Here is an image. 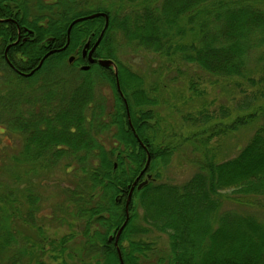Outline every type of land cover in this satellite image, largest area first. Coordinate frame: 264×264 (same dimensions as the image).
<instances>
[{"label":"trees","instance_id":"trees-1","mask_svg":"<svg viewBox=\"0 0 264 264\" xmlns=\"http://www.w3.org/2000/svg\"><path fill=\"white\" fill-rule=\"evenodd\" d=\"M87 3L0 0V17H15L32 30L30 40L7 52L23 71L65 44L73 19L106 13L108 24L95 56L115 62L123 94L116 90L113 69L92 65L81 70L79 52L72 63L66 59L87 37L97 39L104 17L74 23L66 48L47 56L28 77L5 60L9 29L0 24V134L21 141L16 155H0V264H47V245L64 254L69 236L48 241L35 225L40 217L59 223L70 217L78 223L79 264H120L113 240L107 238L125 219L129 185L143 169L147 153L149 163L138 180L146 174L151 178L134 188L118 239L124 264H154L150 254L156 255L157 264H264V220L259 217L264 208V0H112L76 11ZM124 45L153 55L159 74L167 63L185 76L190 93L182 95L188 102L185 109L183 103H173L179 89L165 93L167 85L158 77L149 84L143 73L120 62L117 51ZM67 67L80 75L77 82H67ZM93 73L108 82L109 102L102 92L96 94ZM195 74L208 76L212 84L233 86L240 94L230 121H222L230 111L221 106L220 121L206 126L215 117L205 105L192 106L203 94ZM161 106L171 107L179 123L186 124L185 136L177 131L182 125L165 124ZM250 128L252 134L235 156H220L219 138ZM185 143L195 154L187 158L196 171L181 183L162 181L161 169ZM56 164L68 176L67 186L58 192L61 201L48 206L51 214H40L39 187ZM228 190L232 195L222 194ZM224 197L257 212L220 213ZM18 225L35 228V239ZM151 232L155 236L146 241ZM157 239L164 242L158 245ZM67 254L60 264L75 257Z\"/></svg>","mask_w":264,"mask_h":264},{"label":"rangeland","instance_id":"rangeland-1","mask_svg":"<svg viewBox=\"0 0 264 264\" xmlns=\"http://www.w3.org/2000/svg\"><path fill=\"white\" fill-rule=\"evenodd\" d=\"M48 3L54 2L56 0H45ZM88 3L85 5V7H82L81 4H79L76 7V11L79 12H84V11H89L95 7V4L102 3V4H107L112 2V0H87ZM70 55V54H69ZM67 56V60L68 57ZM117 55L119 57L120 62L125 64L127 67H129L131 70H134L139 73H143L145 75V81L148 82L149 84L152 82H155L157 77L159 80H161L164 84L167 86L165 87V93L168 91L172 90H177L179 97L176 96V98L173 100V103L177 105L182 104V108H186L187 106V101H184L182 98V95L185 94V96H190V93L186 91V87L188 84L187 79H185V76L183 74H178L174 71L173 67L169 64H165L164 68H162V72L159 74L158 69H159V63L157 59H153V55L150 53H146L143 51H138V52H132L130 50V47L127 45H124L123 47L117 51ZM81 65L79 64L78 68ZM156 67V68H155ZM68 68V67H67ZM66 70L70 72V75L67 77V82L68 83H75L79 79V74L75 73L71 68H68ZM152 69H157L156 72H152ZM62 70V69H61ZM61 73V72H59ZM30 76V75H29ZM62 76L64 78V74L60 75V79H62ZM28 77V76H27ZM42 78V77H41ZM194 80L197 84V88L199 90H202V98L196 102L193 103V107L195 109L197 108L198 105H205L210 112H212L213 116L215 117V120L211 121L210 123H207L206 126L211 125L215 122L220 121V113H219V108L221 106L227 108L230 111V116L228 118L223 119L222 121L228 122L230 121L231 118L234 117L236 114L235 108H236V99L239 97V93L236 91H233V86L226 87L225 85H221V83L218 84H212L209 82L208 76L205 75H200L197 76L196 74L194 75ZM35 79V78H34ZM91 79H93V82H96V89L95 92L101 93L103 97L107 100V102L110 101L111 99V94H110V89H109V84L108 82H102L101 80H104L102 78H98L97 73H93L91 76ZM208 80V82H207ZM65 82V80H64ZM66 83V82H65ZM101 83V84H100ZM95 84V83H94ZM102 85V87H101ZM70 86V84H68ZM100 87L102 88L100 91ZM226 87V88H225ZM181 90H185L184 92H181ZM200 90V91H201ZM38 92H41V89H38ZM32 98L34 97V90L31 91ZM261 99L264 100V96H260ZM24 107L27 108V105H24ZM163 109L159 110L161 111L159 115L164 118L165 124H171V125H182L180 128L177 129L180 135L185 136L189 129L187 128L186 124H180L177 118L176 113L173 111V109L169 106H161ZM192 128H190L191 130ZM253 128H250L249 130H238L230 137L227 139H221L219 138L217 140V143L221 146V154L220 156L227 157V156H235L240 148V145H243L249 138V136L252 134ZM14 136V135H13ZM216 138V137H215ZM19 138L14 136L12 139L6 138L4 134H0V155H5L6 156H14L18 152V149L20 148L21 141L18 140ZM9 140V141H8ZM187 156H195V154L191 153L190 151V146L188 144L180 145L178 150L174 153L173 157L171 160H169V163H167L162 169H161V175L162 181L166 182H171V183H181L188 179L195 171L196 167L188 161ZM190 158V157H189ZM60 166L56 164L55 167H53L51 170H49V176L48 182L39 188V194L41 195V199L39 204L41 205L38 209L39 213H45L47 215L51 214L52 209H50L48 206L52 203H56L61 201L62 196L58 193L62 188L65 186L66 188V183L68 176L64 174V172L59 171ZM230 190L222 192L225 196H230L232 195L229 193ZM64 198V197H63ZM60 199V200H59ZM54 202V203H53ZM61 203V202H60ZM252 210L254 213L257 212L256 208L250 207V206H245L238 204L236 201L231 199L230 197H224L223 202L221 205V208L219 209L218 212L223 213L226 211H231L234 213H241L243 211H249ZM137 211L139 214L142 212V208L137 207ZM259 217L264 220V208H261L259 210ZM77 222L74 221V219H71L69 217L68 222L65 223H59L58 221H55L50 218H37L36 219V227L41 226L42 227V232L44 238L49 239H59L63 235L66 234L67 237V242L65 243L67 248L64 251V254L61 256V254H57V251H53L50 245H47V251L44 254L43 259L46 260L48 263L47 264H60V262L63 260V258H68V252L74 254V258H69L66 259V261L69 264H79V260L77 258H80V253L82 250L81 247V241L82 237L80 234V226H77ZM19 230L21 233H28L30 234L31 239H35V236L37 234V230L35 228H32L31 226L27 227L24 226L22 227L21 225H18ZM75 231V232H74ZM73 232V233H72ZM148 234L147 236L144 237L146 241H151V237H154L155 235ZM155 234L160 235L164 239H166V236L160 233L155 232ZM151 236V237H150ZM164 239L159 241L157 244L161 245L164 242ZM122 244H125L123 242ZM56 254V255H53ZM47 255L51 256V258H47ZM94 258H90L89 261L93 260ZM156 255L155 254H150L149 255V261L152 263L154 261V264H157V261H155Z\"/></svg>","mask_w":264,"mask_h":264},{"label":"water","instance_id":"water-1","mask_svg":"<svg viewBox=\"0 0 264 264\" xmlns=\"http://www.w3.org/2000/svg\"><path fill=\"white\" fill-rule=\"evenodd\" d=\"M97 16H102L104 17V27L103 29L101 30L100 34L98 35L97 39L95 40V42L93 43L91 49L89 50L88 52V62L85 64V65H81L79 68L81 70H87L90 66L91 63H93L94 61H96L100 66H103V67H112L113 68V74L115 76V83H116V90L117 92L120 94V96H123L121 90H120V86H119V81H118V76H117V68H116V65H115V62L109 58H98V59H95L94 57H91V53L92 51L94 50V48L98 45L103 33H104V30L105 28L107 27V24H108V15L104 12H93L91 14H87L85 16H80V17H77L75 19H73L68 27H67V30H66V42L65 44L59 48V49H51V50H48L41 58V60L38 62L37 66L35 68H33L32 70L28 71V72H23V71H18L19 74H21L22 76H29L33 73V71L37 68L40 67L41 63L43 62V60L49 56L51 53L55 52V51H58V50H62V49H65L66 46L68 45L69 43V34H70V29L72 27V25L76 22H79V21H82V20H85V19H90V18H94V17H97ZM1 21V19H0ZM24 29L26 30L27 33H30L32 32L30 29H28L27 27H24ZM53 38L52 37H48L46 38L45 40L46 41H50L52 40ZM89 43V39L87 40V42H85L84 46H83V49H82V53L85 52V49L87 47ZM73 59V56H70L68 58V62H71ZM123 101L126 102L125 98H123ZM139 144L142 145V143L139 141ZM149 155L147 153V158H146V161H145V164H144V167L143 169L140 171L139 175L132 181V183L129 185V190H128V193H127V198H126V202H125V219L123 221V223L121 224V226L118 228V230L116 231L115 234L111 233L109 236H108V241H111L113 240V245L117 251V254H118V259H119V263L120 264H124L123 263V260H122V257H121V253H120V249L118 247V239H119V235L123 229V227L125 226L126 222L128 221V218H129V210H128V206H129V201L132 197V193H133V190L134 188L136 187L137 189L141 188L143 185H145L148 180L151 178V175L150 174H146L145 175V178H143L142 180H138L142 174H144V172L146 171L147 169V166H148V163H149Z\"/></svg>","mask_w":264,"mask_h":264},{"label":"flooded vegetation","instance_id":"flooded-vegetation-1","mask_svg":"<svg viewBox=\"0 0 264 264\" xmlns=\"http://www.w3.org/2000/svg\"><path fill=\"white\" fill-rule=\"evenodd\" d=\"M0 19H1L0 24L4 23L5 27L9 29V35L6 37V42L4 43V46H3V55H4V58L7 61V63H9L11 65V67L15 70V72L18 73V71H23V70H20V69L16 68L15 65H13L9 61L7 52H8L10 47H13L18 42H22L23 43L25 41L30 40V37L32 36V32L27 33L26 30L24 29V27H26V26L19 24L15 17H12V16H1ZM30 30H31V28H30ZM88 39H89V43H88V45H87V47L85 49V52L82 53L83 46H84L85 42H87ZM95 40H96V38L94 40H91V37H87L85 42L83 43V45L80 47V50L79 49H75L73 51V53L69 55V57L73 56L72 61L69 62V63H72L78 57L77 54L79 52L80 65H85L88 62V52L91 49V47H92L93 43L95 42ZM50 41H52V40H50ZM96 47L92 51L91 57H94L95 59H98V57L95 56ZM92 65H99V64L96 61H94L93 63L90 64V66H92ZM105 68L113 69L112 67H105ZM23 72H28V71H23ZM19 75H21V74H19ZM102 82L106 83L105 80H101V83ZM112 243H113V241H112Z\"/></svg>","mask_w":264,"mask_h":264}]
</instances>
